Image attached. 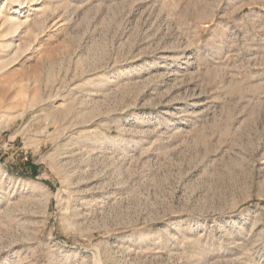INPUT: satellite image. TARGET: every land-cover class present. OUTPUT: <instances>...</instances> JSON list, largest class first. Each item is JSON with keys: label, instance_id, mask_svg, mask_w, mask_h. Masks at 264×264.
Returning a JSON list of instances; mask_svg holds the SVG:
<instances>
[{"label": "rangeland", "instance_id": "rangeland-1", "mask_svg": "<svg viewBox=\"0 0 264 264\" xmlns=\"http://www.w3.org/2000/svg\"><path fill=\"white\" fill-rule=\"evenodd\" d=\"M0 264H264V0H0Z\"/></svg>", "mask_w": 264, "mask_h": 264}, {"label": "bare ground", "instance_id": "bare-ground-1", "mask_svg": "<svg viewBox=\"0 0 264 264\" xmlns=\"http://www.w3.org/2000/svg\"><path fill=\"white\" fill-rule=\"evenodd\" d=\"M14 18H10V20H9V26L10 27H14V26H18L19 24H20V22H21V20L20 21H18L16 18H15V20H13Z\"/></svg>", "mask_w": 264, "mask_h": 264}]
</instances>
